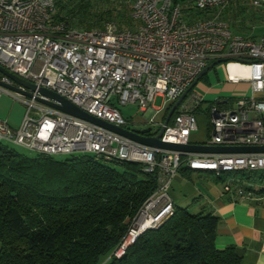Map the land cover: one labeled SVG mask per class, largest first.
<instances>
[{"label":"built area","instance_id":"obj_1","mask_svg":"<svg viewBox=\"0 0 264 264\" xmlns=\"http://www.w3.org/2000/svg\"><path fill=\"white\" fill-rule=\"evenodd\" d=\"M190 1L195 8L213 13L187 21L181 4L174 0H134L133 26L109 21L102 28L87 29L55 18L54 0H0V65L116 126L131 128L119 105L136 103L139 110L148 112L151 135H156L164 121L154 122V98L161 96L166 104H173L208 60L225 59L221 63L227 80L246 81L251 96L238 100L233 109L220 106L225 99L211 103L206 111L209 136L205 144L264 145V35L253 39L231 31L221 17L230 0ZM252 5L264 6V0H252ZM232 62L245 66L247 74L231 76L228 65ZM0 80L12 83L1 73ZM190 93L165 125L162 141L187 144L197 130V112L204 96ZM2 95L23 103L25 112L16 128L0 118V141L37 154L89 153L106 162L141 163L145 172L159 170V185L139 210L144 223L130 230V241L127 235L116 256L142 231L158 227L172 214L169 189L182 163L194 171L233 173L223 191L234 196H251L258 189L233 191L232 183L239 176L235 174L264 173V153L154 148L0 85Z\"/></svg>","mask_w":264,"mask_h":264},{"label":"trees","instance_id":"obj_2","mask_svg":"<svg viewBox=\"0 0 264 264\" xmlns=\"http://www.w3.org/2000/svg\"><path fill=\"white\" fill-rule=\"evenodd\" d=\"M54 2V17L76 28L99 29L108 20L129 17L115 7L116 0ZM174 2L187 21L213 13L190 0ZM184 170L182 163L179 171ZM202 172L222 186L232 174ZM159 173L145 172L138 162H106L89 153L28 157L0 142V264H241L234 246L215 245L217 214L174 201L165 221L115 255L137 210L157 189ZM235 175L233 191L255 189L243 182L249 173Z\"/></svg>","mask_w":264,"mask_h":264},{"label":"crops","instance_id":"obj_3","mask_svg":"<svg viewBox=\"0 0 264 264\" xmlns=\"http://www.w3.org/2000/svg\"><path fill=\"white\" fill-rule=\"evenodd\" d=\"M231 1L233 2L234 0ZM234 3L235 5L230 9L222 11V19L228 24L234 34L253 39L259 38L261 35H255L253 31L249 34H243L235 30V26L242 27L239 19L245 0H235ZM234 7L236 8L234 9ZM214 61L215 59H210L207 64ZM222 65L224 66L223 63L214 65L200 79L206 77L209 81L210 76L216 75L217 67ZM209 83V88L205 90H210L209 92L214 93L213 96L217 98L216 101L219 103L227 96L237 93L241 87H248L246 81L233 83L227 80V72L223 80L217 78L214 83ZM191 93H193V89ZM169 104H166L161 120L154 122L158 124L164 121L166 116L165 109ZM24 107L23 103L12 101L8 95L0 96V118H7L13 128L20 124L25 111ZM207 109L200 105L197 112L198 128L191 133L189 143H206L209 136ZM146 115L148 116V112H146ZM148 125L147 123L145 127H148ZM191 172L188 169L178 171L174 177L173 183L175 182V185H178L181 194L178 196L175 194L171 183L173 201L176 204L179 203L177 201H185L184 203L186 204L184 205H189L188 203L190 202L193 206L199 205V207L212 210L219 216L215 238L216 247L234 246L236 253L240 257L241 264H264V190L255 191L251 196H234V194L224 192L221 183H216L211 177L202 174V171H194L199 176V179L193 180L191 183L186 182L184 177H189ZM260 177H255L256 179L250 177L243 180V182L262 188L264 184L259 186Z\"/></svg>","mask_w":264,"mask_h":264},{"label":"rangeland","instance_id":"obj_4","mask_svg":"<svg viewBox=\"0 0 264 264\" xmlns=\"http://www.w3.org/2000/svg\"><path fill=\"white\" fill-rule=\"evenodd\" d=\"M234 1L232 2L230 0L227 8H225V9L228 10L233 5H235ZM133 2H134V0H116L115 7H118V9L128 11L129 17L128 18H121L119 16L120 18L118 20L112 19V20H108L106 22L112 21V22H115L117 24H120L121 26H126V27L133 26L134 22L132 21V19L130 17V11H131ZM244 4L245 5L243 7V11L240 14L241 17L239 19L242 27L241 26H238V27L235 26V30L239 31L243 34H249L251 31H253V33L255 35L264 34V6H259V7L253 6L252 0H245ZM105 6H107V5H105ZM124 8H126V9H124ZM235 8L236 7H234V9ZM114 12H116V11H114ZM125 21H127V23ZM224 76H226V69L224 68L223 65L218 66L216 69V75L210 76L209 81L206 79V77H204V78L200 79L197 82V84L194 86L193 91L195 93H198V94H201L204 96V102L202 103L204 108H208L211 105V103L216 102L215 100H217V98L215 96H213L214 93L209 92L210 90L209 91L205 90V89L209 88V86H210L209 82L214 83L217 78L223 80ZM250 96H251V89L243 86L239 89V91L237 93L227 96L225 98L226 102L222 103L221 106L226 108V109H233V108L237 107L238 100H240L242 98H248ZM189 97H190V95H189ZM10 98L12 99V97H10ZM12 101L15 102L16 100L12 99ZM151 105H152V107L157 109L156 110L157 112L153 116L154 121H160L161 117H162L163 110L166 106V102L164 101V99L161 96H156L154 98V100L151 102ZM24 109H25V107H24ZM119 109L121 110L123 116L129 120V123H130L129 127H131V128L132 127L144 128L146 126L147 121H148V116L146 115V111L139 110L138 105L136 103L126 104V105L121 104V105H119ZM5 119L7 120L8 123H10L7 118H5ZM156 128H157V126H153V130H155ZM0 142H1V144L5 145V146L13 148L14 150L23 154L24 156H28V157H35L36 156L35 151L30 150L28 148H25L21 145H18V144L12 143V142H8L6 140H2ZM66 156H67L66 154H54L53 155V157L55 159H63ZM188 170H190V169H188ZM190 171H192L190 173V176L184 177L185 181L188 183L193 182V180L199 179V176L197 175V173L194 172V170H190ZM246 174H248V172H245V175ZM249 174L251 175L250 177L252 179H254L255 177L261 176V179H260L261 182H260L259 186L264 184V173L256 170V171L250 172ZM172 190L175 192V194L177 196L181 194V191H180L178 185H175V182L173 183V181H172ZM172 190L170 187V189H169L170 195L172 193ZM172 201H173V199H172ZM177 202H179L177 204L178 206H184V204H186V203H184L185 201H177ZM188 204H189L188 206L190 208L193 206L190 202ZM142 206H143V204L139 207V209L137 210L136 214L133 217L131 227L128 230V234H127L128 236L126 238L127 241H130V239H131V235L129 233L130 230L135 228V227L137 228L140 226V224L144 223V217L139 212V210L141 209ZM166 219H164L163 221H165ZM136 228L134 230H136ZM144 231H142V232H144Z\"/></svg>","mask_w":264,"mask_h":264},{"label":"water","instance_id":"obj_5","mask_svg":"<svg viewBox=\"0 0 264 264\" xmlns=\"http://www.w3.org/2000/svg\"><path fill=\"white\" fill-rule=\"evenodd\" d=\"M225 59H217L213 63L206 65L203 70L199 73L197 78L188 86V88L179 96V98L172 104L169 111L167 112L163 125L156 135H151L152 127H144V128H125L116 126L112 123H109L103 119H100L96 116H93L77 105L73 104L65 97L59 95L55 91L46 88V87H38L33 82L26 80L24 78L19 77L18 75L10 72L6 68L0 65V73L8 77L12 83H7L0 80V85L23 94L26 97H34L38 102L48 105L50 107L56 108L65 113L77 116L79 118L85 119L87 121L93 122L100 126H103L107 129H110L114 132L122 134L126 137H129L139 143L152 146L154 148H164L169 150H175L186 153H221V152H246V153H264V145H237V146H226V145H207L205 143H187V144H179V143H171L164 142L160 139L162 135L165 125L170 121L173 114L175 113L179 104L183 101V99L189 94V92L194 88L199 79L214 65L224 62ZM25 89H23V88ZM34 91H37L38 94L34 95Z\"/></svg>","mask_w":264,"mask_h":264},{"label":"bare ground","instance_id":"obj_6","mask_svg":"<svg viewBox=\"0 0 264 264\" xmlns=\"http://www.w3.org/2000/svg\"><path fill=\"white\" fill-rule=\"evenodd\" d=\"M228 68H229L231 76L247 74V68L245 66L234 63V62L230 63L228 65Z\"/></svg>","mask_w":264,"mask_h":264}]
</instances>
